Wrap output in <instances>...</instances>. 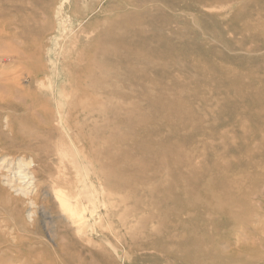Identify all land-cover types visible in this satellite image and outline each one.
Returning a JSON list of instances; mask_svg holds the SVG:
<instances>
[{
    "label": "rangeland",
    "instance_id": "rangeland-1",
    "mask_svg": "<svg viewBox=\"0 0 264 264\" xmlns=\"http://www.w3.org/2000/svg\"><path fill=\"white\" fill-rule=\"evenodd\" d=\"M65 14L85 35L69 54L79 89L70 123L91 140L87 156L94 149L102 169L114 173L116 189L105 194L118 206L102 236L113 229L131 264H264V0H0L6 75L21 70L7 56L13 47L47 42ZM92 106L102 114L87 117ZM43 134L49 141L41 153L17 143L6 156L47 160L49 170L37 169L39 201L59 169L58 134ZM2 163L0 156L2 183L6 173L26 183L18 163L10 172ZM18 192L13 203L6 191L0 196V264H28L25 249L32 262L37 252H54L35 209L16 211L26 196ZM131 203L125 218L123 205ZM82 241L87 248L66 242L69 251L85 256L103 243Z\"/></svg>",
    "mask_w": 264,
    "mask_h": 264
},
{
    "label": "bare ground",
    "instance_id": "bare-ground-1",
    "mask_svg": "<svg viewBox=\"0 0 264 264\" xmlns=\"http://www.w3.org/2000/svg\"><path fill=\"white\" fill-rule=\"evenodd\" d=\"M77 33L80 35L77 36ZM63 37L70 40L67 39L64 42ZM84 37L79 25L73 23L69 15H60L58 32L50 35L47 42L34 41L30 47H24L25 44L22 46L20 40L21 44L17 45L18 48L13 47L7 55L11 64L17 63L21 69L19 73L6 75L5 69L3 71L0 68L2 165H9L5 172H10L18 163L17 173L22 175L23 180L26 179V183L22 184L21 181L17 184L14 183L16 176L6 173L7 179L3 183L0 181V196L4 198L6 191L8 198L5 202L13 203L14 193L19 191L18 194H25V198H21L17 203L16 211L18 212L23 204L31 205L35 209L32 214L36 217L38 224L44 223L52 234L51 246L54 252L52 250L37 252L32 262L28 249H25L22 252L27 255L28 264L31 262V264H66V260L73 264H131V251L117 244L118 242L112 237L115 234L114 230H110L111 236H102L103 233H101L102 227L108 221L107 218L113 214V206H118V199L116 203H108L112 197L105 194L107 188L116 189L112 181L114 179L111 178L114 173L102 169L99 154L94 149L93 151L91 149L87 156L85 145L88 147L90 144L93 145L91 140L81 132L80 128L79 131H74L75 127L70 123L71 112L78 110L75 100L79 89L75 87L72 76L74 73L70 71L72 63L69 54L73 55L79 51ZM5 112H8V115L4 121L1 113ZM85 113L87 117L102 114L98 106H92L91 109L85 108ZM21 120L24 121L23 125L20 123ZM44 129L50 134L53 131L58 134L54 153L58 160L56 168L59 169L58 173L49 175V178H53V185L45 189V195L40 202L36 196L40 195L43 189L38 182L40 172L37 169L43 167L49 170L47 160L42 154H37L34 157L37 160L33 159L28 163L20 164L19 161L16 162L12 160V157L6 158V156H13L11 151L17 143H22L23 148H27L29 152L34 150L41 153L45 146H48L49 141L43 134ZM32 144L33 146H29ZM99 176L104 178L105 186L100 182ZM30 182L36 185V191L30 190ZM68 184L75 187L73 194L64 190V186ZM25 199L33 201L26 202ZM123 206L126 218L125 214L131 212V208L135 206L133 203L131 206L128 204ZM49 208L58 212L57 220L55 216L50 215ZM122 222L126 225V220ZM104 228H108V225L106 224ZM84 236L90 237L93 241L98 238L103 243L88 249L85 256L80 251H69L70 247L66 242L72 243L73 246L87 248L86 245H81ZM0 239L4 240V236L2 235Z\"/></svg>",
    "mask_w": 264,
    "mask_h": 264
}]
</instances>
